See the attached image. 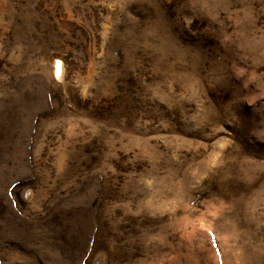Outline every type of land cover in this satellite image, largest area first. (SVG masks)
Masks as SVG:
<instances>
[{"label": "rangeland", "instance_id": "374dc122", "mask_svg": "<svg viewBox=\"0 0 264 264\" xmlns=\"http://www.w3.org/2000/svg\"><path fill=\"white\" fill-rule=\"evenodd\" d=\"M0 264H264V0H0Z\"/></svg>", "mask_w": 264, "mask_h": 264}, {"label": "bare ground", "instance_id": "6f19581e", "mask_svg": "<svg viewBox=\"0 0 264 264\" xmlns=\"http://www.w3.org/2000/svg\"><path fill=\"white\" fill-rule=\"evenodd\" d=\"M56 60H57V59H56ZM60 67H61V66H60V61H59V63H57V65H56V68H57V72H58V73L61 72V71H60ZM59 71H60V72H59Z\"/></svg>", "mask_w": 264, "mask_h": 264}]
</instances>
